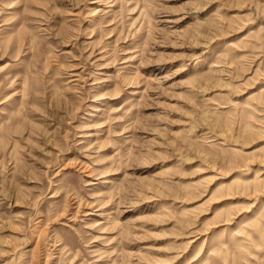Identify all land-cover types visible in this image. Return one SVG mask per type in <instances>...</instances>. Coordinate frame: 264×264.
<instances>
[{
	"label": "rangeland",
	"instance_id": "1",
	"mask_svg": "<svg viewBox=\"0 0 264 264\" xmlns=\"http://www.w3.org/2000/svg\"><path fill=\"white\" fill-rule=\"evenodd\" d=\"M0 264H264V0H0Z\"/></svg>",
	"mask_w": 264,
	"mask_h": 264
}]
</instances>
